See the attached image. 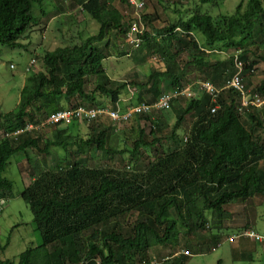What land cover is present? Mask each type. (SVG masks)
<instances>
[{
	"label": "trees",
	"instance_id": "16d2710c",
	"mask_svg": "<svg viewBox=\"0 0 264 264\" xmlns=\"http://www.w3.org/2000/svg\"><path fill=\"white\" fill-rule=\"evenodd\" d=\"M44 1L0 0V43L11 47L23 45L21 39L47 16L44 9H39L37 15L34 13L37 6L42 8ZM120 1L130 5L128 0ZM199 1L201 4L219 2ZM145 7L146 2L140 10L143 26L149 19L143 13ZM82 9L99 23V31L79 44L58 46L43 54L44 70L29 75L17 106L8 112L0 111V133L23 127L27 122L40 123L51 113L63 109L80 105L106 106L97 101L98 94L117 103L129 85L153 92L151 101L140 97L139 103L154 102L164 92L187 85L184 69L189 65L199 69L216 66L205 80L219 86L222 77L226 79L225 84L236 73L235 60L238 58L244 64V83L250 89L252 81L246 80L245 73L254 72L259 63L258 51L264 48V0H241L230 15L212 16L196 9L188 16L181 15L157 33L145 27L140 48L158 55L164 62V69H153L143 81L116 82L106 72L104 61L108 56L98 44L113 29L126 35L134 16L126 20L125 14L110 0H84ZM195 32L204 36H201L203 42L195 37ZM218 45L241 50L230 58L231 66L210 62L209 50ZM186 51L190 58L183 64L181 57ZM250 56L256 58L250 59ZM92 83L94 87L89 90ZM162 84L168 90L161 91ZM250 90L264 92V82ZM225 92L228 95L223 99ZM182 100L188 103L180 109L172 128L171 139L175 145L153 157L141 173L90 169L80 161L65 166L59 164L54 170L40 173L21 196L32 210L42 241L21 252L17 263L0 259V264H96V260H99L97 264H184L191 255L188 245L197 248V243L187 242L188 250L184 254L163 262H152L148 251L159 245L177 244L180 227L204 226V211L222 219L226 205L258 195L264 197L260 175L264 136L258 133V129L264 127V107L261 117L249 112L247 122L244 120L246 113L239 110V95L233 89L220 92L219 107L215 111H212L215 102L205 92L200 96H180L171 106ZM85 101L93 104H84ZM154 111L160 110L135 114L151 121V133L161 125L159 118L151 119ZM190 114L194 119L187 134L177 139V131ZM109 120L114 121L107 116L84 120L92 133L76 140L71 133L76 120L53 124L52 138H43L44 126L17 138H2L0 198L12 194L13 181L4 176L10 158L30 148L50 154L52 147L67 151L76 145L79 152L87 148L106 154L128 152L136 159L142 148L157 151L162 146L159 138L149 140L145 129L138 127L131 147L118 150L112 146L116 128L106 125ZM134 210L145 213L129 231L119 230L116 224L106 228L111 220L127 216ZM86 231L90 232L88 239L82 236ZM221 231H218L220 237L215 234L213 245L221 241ZM0 247L5 246L0 244ZM196 251L201 250L197 248Z\"/></svg>",
	"mask_w": 264,
	"mask_h": 264
},
{
	"label": "rangeland",
	"instance_id": "374dc122",
	"mask_svg": "<svg viewBox=\"0 0 264 264\" xmlns=\"http://www.w3.org/2000/svg\"><path fill=\"white\" fill-rule=\"evenodd\" d=\"M83 1L45 0L42 8L37 6L34 13L37 15L39 9H44L47 16L41 20V24L33 26L21 39L20 42L23 45L11 47L0 43V111L8 112L17 106L21 89L29 75L44 70L42 56L47 50L55 49L58 46L79 44L87 36L99 31V23L82 9ZM110 1L112 5L118 7L125 14L126 20L130 16H135V9L128 2ZM240 1L219 0L218 4H201L199 0H145L146 7L143 13L147 14L149 19H147L148 24L144 23V27H148L151 32L157 33V30L175 22L181 15L183 17L188 16L196 9H201V12L209 13L212 16L230 15L234 13ZM201 36L204 37L195 32V37L203 42ZM126 37V35L119 34L113 29L109 31L106 39L98 44L108 56L104 65L106 72L113 81L139 82L145 80L153 69H164V62L158 55L146 53L141 50V45L134 47L132 44H128L125 40ZM240 52L241 50L218 45L209 50V60L213 64L223 62V65L231 66L229 65L230 58H234ZM258 53L259 63L255 66L254 72L247 71L245 73L246 80L251 79L252 81L249 84L252 90L260 82H264V48L260 49ZM33 58L36 59V64L31 65ZM189 58L187 51L184 52L181 63L187 64ZM254 58L256 57L250 56V59ZM215 67L199 69L189 65L184 69L185 84L193 85L196 94L202 95L204 92L197 82L210 78L207 74L212 73ZM225 80V77H222L218 81V85L223 86ZM162 85L161 91L168 90L166 85ZM93 87L94 84L92 83L88 89L91 90ZM129 88H135V93L130 92ZM153 95L152 91L138 90L135 85H129L126 93L117 103H113L109 98L100 94L97 95V101L108 107H119L121 110L127 111L138 104L141 98L144 101H151ZM227 95L228 93L225 92L222 94V98H226ZM83 103L93 104L88 101ZM187 103L188 101L182 100L181 103L175 102L171 108L164 109L163 113L154 111L151 119L157 120L159 118L161 122L160 128L155 127L154 133H151V121L146 117H140L142 115H133L127 120L116 122L109 120L106 122L107 126L112 125L116 128L112 146L118 150L131 147L134 132L138 127L145 129L149 140L153 137L161 140L162 146H159L157 151L154 148H142L140 156L136 159H132L128 152L106 154L97 151L95 148H87L79 152L76 145L67 151L59 147H52L50 154L30 148L25 153L20 152L13 155L4 173V176L13 181L14 186L12 194L4 197L6 204L0 211V244L5 246L0 247V259H10L17 263L21 252L28 247L37 246L42 241L40 230L37 229L33 220L32 210L21 196L22 191L35 178H38L40 173L54 170L59 164L65 166L77 161H80L85 168L90 169H111L115 172H121V174L141 173L153 157L162 153L163 149L168 150L175 145L171 139L172 128L180 109ZM262 111V108L248 109L244 115V120L248 122L249 112L261 117ZM193 119V114L186 116L184 123L177 131V139L183 138L187 134ZM54 129V125L44 126L42 129L43 138H52ZM71 133L75 136L73 140H76L80 137L86 138L92 133V130L89 123L77 121ZM258 133L264 136V127L258 129ZM260 175L264 183V161L261 162ZM144 213V211L134 210L127 216L111 220L106 224V228L110 229L116 224L119 230L129 231ZM204 213V226L180 227L178 243L151 248L148 251L151 261L163 262L171 257L180 256L188 250L187 242H194L198 244L196 247L200 248L201 251H196L197 248L193 244H189L191 255L186 258L184 264H264V242H258L244 236L235 242H230L228 239L230 236L243 233L250 228L249 226L260 233H264L263 196L258 195L226 205V213L222 219L215 217L209 211H204ZM219 229H222L220 232L222 239L213 245L214 237L218 235ZM89 235L90 232L86 231L82 236L88 239ZM213 247L215 248L213 249ZM98 261L96 260L97 263Z\"/></svg>",
	"mask_w": 264,
	"mask_h": 264
},
{
	"label": "built area",
	"instance_id": "2783aa9c",
	"mask_svg": "<svg viewBox=\"0 0 264 264\" xmlns=\"http://www.w3.org/2000/svg\"><path fill=\"white\" fill-rule=\"evenodd\" d=\"M131 6L135 9V16L132 20L129 30L126 34V42L132 44L134 47L139 46L143 42V33L145 27L141 24L140 10L144 7V0H128ZM36 64V59L31 60V65ZM235 66L237 68L236 73L231 76L223 86H217L210 80H200L197 82L201 90L209 94L212 101L215 102L212 111H215L219 107L218 97L223 89H233L239 95V110L241 113H246L248 109L263 108L264 107V92H252L247 88L244 83L243 71L244 64L241 60L236 58ZM14 67V65H11ZM132 93H135V88H129ZM196 94L193 89V85H185L183 87L175 88L171 91L164 92L154 102H141L132 106L127 111L121 110L119 107L111 108L108 106H84L80 105L70 109H63L57 112L51 113L45 120L40 123L27 122L25 126L12 131H6L0 133V140L2 138H17L19 135L24 134L27 131L38 129L43 126L53 125L60 122L70 123L76 121H90L100 116H107L114 121L127 120L135 114H146L152 110H164L171 108V104L174 99L180 96L193 97ZM6 204L4 197L0 198V211ZM249 237L258 242H264V233H260L255 229H247L243 233L230 236L228 239L230 242H235L240 237Z\"/></svg>",
	"mask_w": 264,
	"mask_h": 264
}]
</instances>
